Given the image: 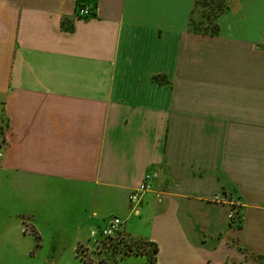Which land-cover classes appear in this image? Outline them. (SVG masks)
<instances>
[{
	"label": "crops",
	"instance_id": "0c3cea01",
	"mask_svg": "<svg viewBox=\"0 0 264 264\" xmlns=\"http://www.w3.org/2000/svg\"><path fill=\"white\" fill-rule=\"evenodd\" d=\"M225 3L0 0L6 264H83L111 217L153 264H264V0Z\"/></svg>",
	"mask_w": 264,
	"mask_h": 264
},
{
	"label": "rangeland",
	"instance_id": "374dc122",
	"mask_svg": "<svg viewBox=\"0 0 264 264\" xmlns=\"http://www.w3.org/2000/svg\"><path fill=\"white\" fill-rule=\"evenodd\" d=\"M208 2L209 0H198V5L195 8L194 15L196 16L195 21H193V28L211 29V22L205 19L208 8L203 5V2ZM203 16L201 21H198L199 17ZM6 121L1 113L0 109V146L2 144V132L5 128ZM102 229V228H101ZM101 229L96 235L95 242H91L90 246L80 245L77 247V255L82 259L84 264H93V260L99 262H106L115 260L122 257L123 255L135 253L139 248L146 252L148 260L153 258V247L149 245H144L143 242L131 239L127 235H120L118 238L107 241L103 240L101 236ZM140 246V247H139ZM141 251V250H140ZM2 258H0V264H6ZM11 264H27L22 258L14 259Z\"/></svg>",
	"mask_w": 264,
	"mask_h": 264
},
{
	"label": "trees",
	"instance_id": "16d2710c",
	"mask_svg": "<svg viewBox=\"0 0 264 264\" xmlns=\"http://www.w3.org/2000/svg\"><path fill=\"white\" fill-rule=\"evenodd\" d=\"M197 5H198V0H193V12H195L194 10H195ZM203 5L208 8L205 19L208 20V22H211V29L198 30V29L193 28V25H194L193 21H195V19H193V18L190 19V23H189L190 28L195 32L214 34L216 32L215 19L218 17L219 14H221L225 10V8H226L225 0H209L208 2L204 1ZM202 17L203 16L200 15L198 21H201L203 19ZM35 238H36V242H37L38 236L36 234H35ZM145 244L153 247V254L156 252V247L154 245H152L150 243H144V245ZM135 253L147 255L146 252L140 248L137 251H135ZM148 262H149V264H153L154 257L151 260H148ZM83 264H84V262H83Z\"/></svg>",
	"mask_w": 264,
	"mask_h": 264
},
{
	"label": "built area",
	"instance_id": "2783aa9c",
	"mask_svg": "<svg viewBox=\"0 0 264 264\" xmlns=\"http://www.w3.org/2000/svg\"><path fill=\"white\" fill-rule=\"evenodd\" d=\"M90 14V10L85 6H79L76 9V15L78 17H87ZM148 179V176L144 177V181L139 185L138 189L136 191L131 192L128 195V200L130 203H133L138 200V193L144 191L147 188L146 180ZM121 224L120 219L117 217H111L106 222L105 226L101 229V236L103 237V240H113V238L117 237V231ZM120 236V235H118Z\"/></svg>",
	"mask_w": 264,
	"mask_h": 264
}]
</instances>
